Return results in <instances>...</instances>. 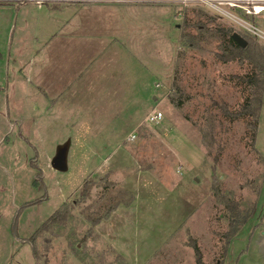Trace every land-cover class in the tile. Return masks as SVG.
<instances>
[{
    "label": "rangeland",
    "instance_id": "rangeland-1",
    "mask_svg": "<svg viewBox=\"0 0 264 264\" xmlns=\"http://www.w3.org/2000/svg\"><path fill=\"white\" fill-rule=\"evenodd\" d=\"M200 23L248 34L203 4L0 0V264H35L29 240L73 203L36 236L39 264H196L193 242L204 264H264V89ZM257 98L253 142L251 116L227 112ZM217 187L247 217L237 232Z\"/></svg>",
    "mask_w": 264,
    "mask_h": 264
},
{
    "label": "trees",
    "instance_id": "trees-1",
    "mask_svg": "<svg viewBox=\"0 0 264 264\" xmlns=\"http://www.w3.org/2000/svg\"><path fill=\"white\" fill-rule=\"evenodd\" d=\"M215 19L216 18L214 19L211 18L210 22L215 23L214 22ZM205 25L206 24L200 23L197 25L196 28L200 30L201 28L204 29L207 33V39L217 38L220 41L219 46H220V49L222 50V53L221 55H218V59L224 63L233 62L237 60H240V61L247 60L252 68L251 73L247 74L246 76L240 79L248 87L247 89L255 90L259 87L260 90H263L264 89V48L260 46L258 42L259 40L249 34L241 33L242 36L248 42L247 46L245 48H242L232 38V35L235 32V30L232 27L224 26L222 24H217V27H215L214 29H210V28L206 29L207 26ZM201 32H204V31H201ZM201 32H199L197 35L184 34L181 38V40L184 41V46L190 47L193 45V43L196 44V42H201L203 34H204ZM172 101L173 103H175L174 100ZM252 101L253 100H248V99L245 100L242 112L240 114L227 112V116H229L232 119H237L239 118V116L241 117V115H246L247 119L249 118V116H251V118L248 119L247 121H248V125L252 128V130L249 131L251 138L253 142H255L256 136H257L258 121H259V116H260V114L258 113L260 112L263 103H262L261 98L260 99L257 98L256 100L257 106L254 107ZM181 102L182 101L180 100V103L179 104L177 103L178 105L176 106H179ZM256 107H257V111L259 110L258 113L257 114L252 113L254 112V109ZM219 189L220 188L218 187L216 188L215 196L218 199V202L224 205L225 209L229 212L228 214L229 226L232 227L235 225V231L237 232L239 229H241L243 224L247 221V217L242 218L241 212L239 211V208L236 202H234V200H232L230 197L220 193ZM90 190H91L90 182L85 181L84 185L82 186V194H81L82 199L81 200L87 199L90 196ZM81 200H77V202ZM36 203H39V202L38 201L29 202V203H26L25 206L28 207ZM73 206H74V203L72 205L70 204L62 205L50 218H48V220L44 224L40 226V228L35 233L34 237H32L31 240H29L28 243H30L32 246V252H33L34 259H35V264H39L37 250L35 247H33L34 241L37 239L36 236H39L40 233L48 231L50 224L51 223L55 224L56 220L59 217H61L63 214L67 213L69 215V212L71 211ZM224 217H225V214H224ZM99 222H100V219L95 220L93 223L94 226H96ZM235 231H231L230 234L233 235ZM192 248L194 250V254L196 258V264H204L203 254L196 242H193Z\"/></svg>",
    "mask_w": 264,
    "mask_h": 264
},
{
    "label": "built area",
    "instance_id": "built-area-1",
    "mask_svg": "<svg viewBox=\"0 0 264 264\" xmlns=\"http://www.w3.org/2000/svg\"><path fill=\"white\" fill-rule=\"evenodd\" d=\"M108 1V0H107ZM170 2L181 6H193L203 4L210 7L220 15L230 16L231 21L237 27L249 35L264 41V0H148ZM253 19V20H251ZM163 114L153 112L149 115L148 120L152 124L161 121Z\"/></svg>",
    "mask_w": 264,
    "mask_h": 264
},
{
    "label": "water",
    "instance_id": "water-1",
    "mask_svg": "<svg viewBox=\"0 0 264 264\" xmlns=\"http://www.w3.org/2000/svg\"><path fill=\"white\" fill-rule=\"evenodd\" d=\"M233 40L242 48H245L248 44L247 40L238 32H234L232 35ZM71 141L70 139L63 144H59L56 148L55 155L51 160V166L54 170L65 173L69 169V152Z\"/></svg>",
    "mask_w": 264,
    "mask_h": 264
},
{
    "label": "crops",
    "instance_id": "crops-1",
    "mask_svg": "<svg viewBox=\"0 0 264 264\" xmlns=\"http://www.w3.org/2000/svg\"><path fill=\"white\" fill-rule=\"evenodd\" d=\"M11 7H7V9H10Z\"/></svg>",
    "mask_w": 264,
    "mask_h": 264
}]
</instances>
